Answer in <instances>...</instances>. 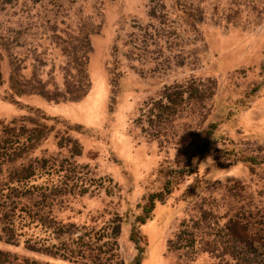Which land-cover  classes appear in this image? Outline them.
Segmentation results:
<instances>
[{
    "label": "rangeland",
    "instance_id": "1",
    "mask_svg": "<svg viewBox=\"0 0 264 264\" xmlns=\"http://www.w3.org/2000/svg\"><path fill=\"white\" fill-rule=\"evenodd\" d=\"M82 69L77 100L7 89L11 76L61 92ZM40 114L44 136L23 160L43 164L29 184L61 230L44 244L71 232L92 236L104 264H236L225 222L264 215V0H0V120ZM16 233L0 264H82L25 249L40 242L30 227Z\"/></svg>",
    "mask_w": 264,
    "mask_h": 264
},
{
    "label": "trees",
    "instance_id": "2",
    "mask_svg": "<svg viewBox=\"0 0 264 264\" xmlns=\"http://www.w3.org/2000/svg\"><path fill=\"white\" fill-rule=\"evenodd\" d=\"M77 76L75 87H64L61 92L56 90L50 92L26 90L17 82H11L13 79L11 76H8L7 89L16 94L37 93L46 100L54 102L77 100L87 89V78L84 70ZM179 94L177 93L178 96ZM170 97V94L164 95L165 101L172 104L175 99ZM160 102L162 101H157L155 106L169 108L168 105L161 106ZM47 119L48 117L40 114L35 118L22 115L18 119L0 120V171L4 165L9 167L5 177H2V179L0 177V182H2L0 183V240L9 244H16L19 236L16 231L21 230L23 227H30L32 233L34 232L38 236L36 238L40 239V242H30V240L24 239L21 243L25 249L66 260L80 261L82 264H104L98 256L99 247L90 245L92 236H88V234L74 235L69 232L61 241L58 240V244L49 246L44 244L46 240L57 238L56 234L61 230L60 228H54L39 213L43 200L49 194H45V189H35L34 185L29 184L30 180H34L39 175V170L43 167V164L37 162L33 164L30 160L24 161L23 157L41 142L44 136L42 122ZM162 198L160 192L148 195V206L144 207L143 211L147 213L153 204V200H161ZM18 204H20V207L16 209ZM30 208L31 210L36 209L34 213L30 212ZM140 221L142 222L143 219L141 218ZM224 228L230 248L228 252L231 256L234 255L236 264H264V215H260L258 211L247 212V215L242 212V214H236L233 218L227 219ZM118 233L119 222L117 220L111 228L110 235L113 242ZM129 239L137 245L138 234L133 228L130 229ZM138 253L139 249L137 255ZM3 255L8 256L9 253L0 252V259L5 258ZM11 257L13 259L17 258L15 255H11ZM120 263L118 261L114 264ZM137 263L138 257L135 256L134 264Z\"/></svg>",
    "mask_w": 264,
    "mask_h": 264
}]
</instances>
